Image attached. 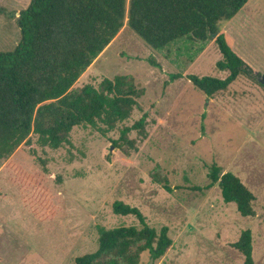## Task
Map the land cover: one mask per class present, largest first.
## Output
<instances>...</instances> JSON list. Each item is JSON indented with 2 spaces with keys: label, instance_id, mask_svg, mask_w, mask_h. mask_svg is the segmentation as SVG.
Returning <instances> with one entry per match:
<instances>
[{
  "label": "rangeland",
  "instance_id": "rangeland-1",
  "mask_svg": "<svg viewBox=\"0 0 264 264\" xmlns=\"http://www.w3.org/2000/svg\"><path fill=\"white\" fill-rule=\"evenodd\" d=\"M30 1L0 0V51L20 41L17 16ZM221 32L258 76H240L209 98L186 76H227L217 67L222 55L213 39H179L153 49L128 26L121 29L73 88L127 75L145 89L139 107L105 136L76 126L70 144L36 145L46 170L24 143L0 159V264H76L78 256L97 249L98 225L140 227L134 215L112 211L115 200L139 208L157 230L168 226L172 246L154 264H243L232 244L246 229L254 264H264V0H249L221 23ZM144 112L147 136L129 132L137 141L126 153L113 141ZM9 161L42 179L51 194L50 216L32 211L31 192L13 181ZM212 163L253 192L254 216H242L234 202H225L217 184L192 189L209 183L205 165ZM155 174L179 188L167 192L154 182ZM150 258L144 252L140 264Z\"/></svg>",
  "mask_w": 264,
  "mask_h": 264
},
{
  "label": "trees",
  "instance_id": "trees-1",
  "mask_svg": "<svg viewBox=\"0 0 264 264\" xmlns=\"http://www.w3.org/2000/svg\"><path fill=\"white\" fill-rule=\"evenodd\" d=\"M248 1L31 0L17 16L20 41L12 50L0 51V159L24 143L46 170V159L38 155L36 145L57 149L70 144L76 126H90L105 136L129 119L145 93L132 77L115 75L103 78L97 86L87 83L73 88L125 25L153 49L179 39H213L222 55L217 67L227 71V76H186L209 98L225 92L240 76L256 80L258 73L228 45L221 32V23L231 20ZM177 77L180 75H172ZM146 118L144 112L132 125L123 126L119 139L113 141L115 146L126 153L128 147L135 149L137 138L127 135L135 130L139 138H146ZM7 166L12 169L13 181L31 192L28 202L32 211L50 216L51 194L42 179L12 161ZM205 167L209 183L193 190L217 184L223 200L234 202L242 216L255 215V195L235 173L216 163ZM152 178L167 192L179 188L171 187L168 179L158 174ZM112 211L134 215L140 227L98 225L97 249L78 256L76 264H140L144 252L155 261L172 246L168 226L157 230L148 225L139 208L115 200ZM232 245L243 255V264H254L250 229L242 231Z\"/></svg>",
  "mask_w": 264,
  "mask_h": 264
},
{
  "label": "water",
  "instance_id": "water-1",
  "mask_svg": "<svg viewBox=\"0 0 264 264\" xmlns=\"http://www.w3.org/2000/svg\"><path fill=\"white\" fill-rule=\"evenodd\" d=\"M212 36H213V35H212ZM262 83H264V79H262ZM149 264H154V260H153L152 257L150 258Z\"/></svg>",
  "mask_w": 264,
  "mask_h": 264
}]
</instances>
